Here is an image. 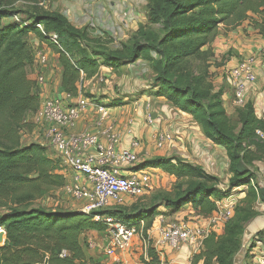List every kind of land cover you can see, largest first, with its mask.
Instances as JSON below:
<instances>
[{
    "label": "trees",
    "instance_id": "1",
    "mask_svg": "<svg viewBox=\"0 0 264 264\" xmlns=\"http://www.w3.org/2000/svg\"><path fill=\"white\" fill-rule=\"evenodd\" d=\"M28 2L25 12L16 11L10 5L3 7L0 2V230L5 233V242L0 246V264H101L86 256L79 239L87 231L102 233L106 229L102 221L95 222L92 216L78 211L32 207L53 190L66 186L59 161L49 156L46 147L19 142L18 132L27 114L36 113L40 105L41 88L26 74L33 63L28 48L32 36L57 56L61 68L58 93L72 96H76L78 85L95 78L100 68L119 73L126 64L136 62L145 50L142 57L155 73L152 96L163 98L201 123L204 136L226 151L231 175L226 190H220L218 179L200 166L180 159L155 157L136 169H161L179 181L185 180L187 186L179 184L177 189L181 191L174 198L155 201L147 209L133 206L129 212H118L110 208L99 212L100 216L136 227L145 220L146 233L161 207L170 214L189 207L199 216L208 217L215 211L216 201L255 179L248 170L254 162V157L248 158V151L251 147H264V140L255 134L256 130L264 129V123L252 118L250 102L241 107L240 129L232 134L219 119L223 114L221 100L214 97L217 99L214 104H201L208 91L202 85L203 79L181 82L175 75H180L182 61L212 54L208 47L219 25L234 27L250 19L253 27L264 35V0H147V17L161 25L163 36L153 39L146 47L134 42L129 54L96 50L93 46H99V42L90 37L87 28H77L60 12L39 6L40 0ZM16 16L19 22L13 20ZM38 25L42 26L43 33L37 29ZM51 34L56 36V44L51 42ZM116 103L121 104L113 100L109 105ZM248 194L250 199L256 197L251 189ZM258 196L264 201L262 190ZM248 214L243 219L245 222L237 219L239 226H226L220 235L209 234L190 264H232L240 248L238 238L243 234L244 224L254 217V213L248 211ZM263 234L264 231L259 232L257 237ZM147 243L143 263L160 264L152 244Z\"/></svg>",
    "mask_w": 264,
    "mask_h": 264
},
{
    "label": "rangeland",
    "instance_id": "2",
    "mask_svg": "<svg viewBox=\"0 0 264 264\" xmlns=\"http://www.w3.org/2000/svg\"><path fill=\"white\" fill-rule=\"evenodd\" d=\"M40 1L42 3H45L43 5L44 8H50L51 10H55L63 14L73 26L77 28H87L90 37L98 40L99 42V46L94 45L93 48H99L104 53L109 52L113 54L114 52H117L119 54H129L128 50H130L134 42H137L141 46L146 47L153 41V39H160L163 36L161 25L151 22L147 17L145 11L147 0ZM0 2L2 3L1 5L3 7H5L6 5H10L14 8V10L21 12L27 11L30 5L28 0H8ZM251 17L253 18V20L256 19V17L253 15H251ZM22 18L23 17H21V19ZM243 24H247L246 27H249V32L246 33V30H244L242 27V33L244 34L246 39L251 40L248 42H244L251 46L259 45V41L257 40L261 41L264 39V37H256L257 39L253 38V36L255 37L256 35H259V33L256 34L257 30L255 27H253L250 19L241 23L239 26H243ZM239 26L233 27L219 25V27L217 28L216 37L208 47L212 54L203 59L189 58L185 61H182V71L180 75H175V77L178 78V80H181V82H184L185 79H187L186 81L193 80L192 83H194L195 79L198 77H201L203 79L202 85L208 88V91L206 92V95L203 96L201 104L207 106L214 104L217 99L221 100L223 114L221 115L222 117H219V119L223 121L224 127L228 129L232 134L233 132H238V130L240 129L239 118L242 109L241 107H236L234 105V102H232L233 94L232 89L229 86L228 74L235 65H237L242 60H245L251 54L247 52L249 50L248 47L247 49L244 47L245 49L241 51V49L238 50L239 48L237 45L236 47L238 49H230L229 52H224L221 54L215 51L216 47L214 45L218 35L227 36L230 32L237 31V28ZM238 31H240V28H238ZM32 38L34 41L29 40V50L32 54L34 50L42 51L46 56V62L44 65L38 67L35 65L33 59V63L27 68L26 74L27 78L31 81H36L40 77L43 78V85L41 87V90H39L40 94L38 99V102L42 104L44 99L52 97L50 94L49 96H45L44 92L42 91L46 85L49 86V89L52 90V93L54 95L58 93V91H56L58 89H55V86H57L55 84L56 82H58V80H60L61 68L57 64V56L54 54V52L51 51V49L47 45L39 42L35 36H32ZM237 42H239L238 39ZM240 42L243 43L241 39ZM255 48L256 47H254V49ZM144 53L145 50L141 52V56L139 55L140 58L137 59L136 62L126 64L123 67V71H121L120 73H113V71H109L105 67H102L103 70L99 72L98 77L88 81H83L81 83V94L84 97L91 99L97 103H103L105 102L104 100H108V102H110L112 100H115L116 98H119L116 100H119L118 102H123V105L121 106L128 105V102L124 101L126 97H129L128 100H130V102H135L136 100H134V98L132 97L144 96V94L145 96H151L154 92L151 89V86L155 84V73L152 71L151 65L143 59L142 56L144 55ZM240 53H242V55H240ZM151 55L154 57L153 53ZM218 78H220V81H217ZM144 87L147 88V90L144 91ZM49 89H47V92ZM131 89H133L135 93H133L132 95H128L129 93L133 92V90ZM221 90L229 93L230 98H232V100L228 104L225 103V106L223 105L224 101H222L221 96H219ZM214 97L217 99L214 100ZM167 113H169L170 116H178L177 111L173 109H167ZM165 118L167 119L166 116ZM199 125L202 129V124L199 123ZM174 131L175 130L172 131L167 129L165 132H163L171 134V136L173 137V141L170 144H165L161 148H157L156 146H154L153 136L156 134H137L139 143H141L140 148H143V152L138 154V157L141 158V156L145 154L144 152L146 150L152 153L151 155H149L150 157L147 156L143 161H139L136 164V168L143 164L144 161L152 160L155 157L180 159L192 165L200 166L206 173L218 179L217 184L220 190H226L227 186L229 185L228 181L231 175L228 170V159L226 157L225 149L222 146L213 144L204 136L208 141L205 142V139L202 140L199 137V135L201 136V134H198V136L190 134L189 136V134L172 133ZM45 134L46 126L36 121L35 113L27 114L23 128L18 132L19 142L21 145H29L34 143L44 146L46 147L49 156L54 160H58L56 158L57 154L47 142ZM190 139H192L193 141L191 142ZM168 145H170V147H168ZM167 148L169 149L167 150V152H165ZM170 150H173V152L170 153ZM192 150L196 152L198 151L197 158L191 154ZM248 152V158L252 159L254 157V162L248 170L252 174H254L255 183L257 185H259V183L262 184L264 183V147L258 149L251 147V150ZM180 156L185 157L181 158ZM60 168L61 170L65 169L63 167ZM144 169L150 171V167H145ZM150 174V183L143 197H140L138 199H130L129 197L124 196L122 198L123 205H114L111 207V209L118 212H129L131 207L133 206H137L141 209H147L155 201L161 200L163 198H174L175 193L181 191L177 189V186L179 184L183 185L184 188L187 186V182L185 180L179 181L174 176L165 173L161 169L157 170L155 168V170L150 171ZM71 181L72 179H69L66 184ZM231 193L232 195L236 196L235 198H237L238 203H236L234 206L231 218L221 227V230L219 231L220 233L218 232L219 234L216 235L222 234L226 226H239V222H237V219L243 220L244 217L250 215L248 214V211H250L252 214L254 213V216L256 215V213H258L255 205L256 198L250 199L249 194L246 196V194L244 193V196L236 189L232 190ZM263 202L262 204H264ZM258 204L260 205L261 203L259 202ZM38 205H41L47 209H54L56 207L62 209L66 205L68 206V209L62 210L68 211L78 210L82 207L81 202L71 199L63 189L53 190L48 195V197H46V199L35 202L32 207H37ZM189 211L192 210L189 207H185L183 210L176 214L168 213V215L167 213H165L166 210L163 207L159 208L158 212L160 214L154 217V219L152 220L149 227V233H145V231L143 230L144 226L146 225V221L143 220L144 225L142 228V233L145 244L144 249L146 250L147 248V242H150L152 244L154 240L155 234H153L150 229H152V226L154 224H156L154 227L158 226L156 220L159 217L164 220V223H166V221L167 223L174 221H187L195 225H200L201 219L197 223L196 221H198V219H196V216L194 214H190ZM169 216L172 219H168ZM203 221L204 218H202L201 223H203ZM79 242L87 257L94 258L95 260L101 262V264L105 263V256L103 254L105 245V232L98 233L87 231L80 237ZM238 242L240 248L234 255L232 264H244L248 259L252 258V256L250 255V251L251 246L255 245L253 238H249V236H247V233L245 234V230H243V234H240ZM140 244H143V242L138 243L136 246L139 247ZM134 245L135 243L133 244V246ZM200 250L201 248L197 250V252L191 254L189 260H183L181 261V263L186 262V264H190L193 255L197 254ZM134 251L136 252V250L132 251L133 256L131 258L132 261H134L133 264L143 263V259L146 260V255L144 254L143 256H139V252H136V258L133 259L135 253ZM128 253H130V251Z\"/></svg>",
    "mask_w": 264,
    "mask_h": 264
},
{
    "label": "built area",
    "instance_id": "3",
    "mask_svg": "<svg viewBox=\"0 0 264 264\" xmlns=\"http://www.w3.org/2000/svg\"><path fill=\"white\" fill-rule=\"evenodd\" d=\"M44 4L40 1L38 5L43 6ZM13 20L19 22V17L16 16ZM37 29L43 33L42 26L38 25ZM49 38L56 44L55 35L51 34ZM32 57L38 67L46 62V56L40 50H34ZM106 69L112 71L111 68ZM256 69L264 72V43L256 52L235 65L228 74L229 86L232 89L233 102L236 107H242L246 103L248 87L256 81ZM34 82L41 88L43 78L40 77ZM80 85L81 83L78 85L76 96L57 93L51 98L44 99L35 113V119L46 126L45 138L57 154L59 164L74 174L72 183L66 185L63 190L71 199L82 203L78 212L85 216H92L95 222L102 221L105 224L103 254L112 259L115 264H119L118 254L130 251L135 242L144 243L143 221H140L138 227L127 226L110 217L100 216L98 213L114 205H123L124 196L130 199L143 197L149 186L151 174L147 170L135 169L137 156L134 150L139 147L140 143L133 134H127L128 149H117L121 136L111 129L106 134L88 131L67 134V131L74 128L80 116L89 108L96 113L95 125L97 127L110 118L105 105L94 102L81 94ZM143 109L146 111L147 122L151 123V104L145 103ZM133 111L138 113L139 107L136 106ZM131 124L132 120H129L127 126ZM127 130L130 133L129 129ZM255 134L259 139L264 140V129L256 130ZM102 137H104V142ZM172 139L169 133H157L153 136L154 146L161 148L165 144L172 143ZM81 177L86 183L80 182ZM250 187L257 193L260 190L264 192V183L257 185L253 182ZM236 190L243 195L246 194L248 187L242 186ZM235 197L231 193L226 198L216 201L215 211L200 225L186 221L164 223V220L159 217L157 237L152 242V247L158 257L160 258L166 249L178 251L185 245L192 246L194 252H197L206 237L211 233L219 234L221 227L231 218L237 202ZM257 264H264V254L257 258Z\"/></svg>",
    "mask_w": 264,
    "mask_h": 264
},
{
    "label": "crops",
    "instance_id": "4",
    "mask_svg": "<svg viewBox=\"0 0 264 264\" xmlns=\"http://www.w3.org/2000/svg\"><path fill=\"white\" fill-rule=\"evenodd\" d=\"M246 26H247V24H243V26H239L238 28H240V31H238V28H237V31L230 32L229 35H227V36H222V35L219 36L218 35L217 40L215 41V45H214L216 47L215 51L222 54L224 52H229L230 49L236 50L239 48L238 50L241 49V51H242L245 48L247 49V47H248L249 48V50L247 51L248 53L253 54L254 52H256L260 48V46L264 43V39L261 41L257 40V41H259L258 42L259 45H257V46H254V45L251 46V45H248L247 43H245L244 41H247V42L251 41L250 39H246L244 34L242 33L243 29L246 30V33L249 32V27L247 28ZM242 27H243V29H242ZM78 28H80V27H78ZM257 33H259L258 30L256 31V34ZM256 37H264V35L259 33V35H256L255 37L253 36V38L257 39ZM237 39L239 40V42H237ZM240 39L243 43L240 42ZM32 40H33V38L30 39V41H32ZM236 45L238 46V48L236 47ZM245 45H248V46H245ZM254 47H256V48L254 49ZM240 55H242V53H240ZM101 70H103V69L100 68L99 72ZM121 71H123V67L120 69V72ZM113 73H115V72L113 71ZM59 81L60 80H58V82H56L55 85H57V86H55V89H58ZM217 81H220V78H218ZM47 89H49L48 85H46L44 87V89L42 90L44 92L45 96H47V95L49 96V94H50L53 97L54 94L52 93V90L49 89L47 92ZM131 90H133V89H131ZM145 90H147V88L144 87V91ZM56 91H58V90H56ZM133 93H135L134 90L132 93H129L128 95H132ZM115 97H118V96H115ZM132 98H134V100H136V101L130 102V100H128L129 97H126L124 99V101L128 102L127 106H121V105H123V102H121V101H120L121 104L116 103V104L111 105V106L109 105L111 101L108 102V100H104L105 101V102H103L104 104L100 103V104H103L105 106L109 105V107H107V106L106 107L108 108L109 115H110L109 120L104 121L100 127H97L95 125V122L97 120V116H96L95 111L91 108L87 109L86 112L80 116V118L76 122L74 128L70 131H67V134H76V133H81L84 131H88L90 133L106 134L107 131L109 129H111L112 131H114L117 134H120V136H121L120 144L117 146V149H128L129 148V142H128L127 134H133L134 137L137 138L138 137L137 134H149L150 135V134H157V132L162 134L167 129L172 130V131L175 130L174 132H172L175 134H189V136H190V134L197 135V136H198V134H201V136L199 135V137L202 140L205 139V137L203 135L204 133H203L202 129L200 128V125L194 119H192V117L190 115L178 111L176 108L171 106L168 102H166L163 98L154 97L152 95L151 96H145V94H144V96L132 97ZM221 98H222V101H224L223 102L224 106H225V103L228 104L232 100V98H230V94L224 90H221ZM116 99H119V98H116ZM117 101H119V100H117ZM246 101L250 102V104L252 106V112H253L252 118L260 120L261 122L264 123V72L261 71L260 69H256V81L248 87L247 95H246ZM145 103L151 104V110H150V115L152 118L151 123L147 122V120H146V116H145L146 111L143 109V106ZM136 106L139 107L138 113H134V111H133ZM167 109H169V110L173 109V110L177 111L178 116L177 117L176 116H170L169 113H167ZM131 111H132V113H131ZM165 116L167 117V119L165 118ZM129 120H132V124L130 126H127V122ZM127 129H129L130 133H128ZM102 140L104 142V137H102ZM190 141L192 142L193 140L190 139ZM204 141L208 142L206 139ZM140 146H141V143L139 144V147L134 150V153L137 156V163L139 161H143L144 159H146L147 156L151 155V153H152V152L146 150L144 152L145 154L142 155L141 158L138 157V154L143 152V148L142 147L140 148ZM168 147H170V145H168ZM168 149L169 148H167L165 152H167ZM172 152H173V150H170V153H172ZM191 154L197 158L198 151L196 152V151L192 150ZM180 157L184 158L185 156H180ZM226 157H227V155H226ZM60 167H62V166L60 165ZM63 168H65V169L61 170L60 172L65 177L66 182L69 179H73L74 174L70 170H68L66 167H63ZM140 170H145V169L143 168ZM152 170H155V168H150V171H152ZM213 174H214V172H213ZM257 177H258V175H257ZM80 182L86 183L85 179L82 177L80 178ZM253 182L255 183V180L251 181L249 185H245L246 187H248V190L249 189L253 190V188L250 187L251 183H253ZM71 183H72V181L67 183L66 185H69ZM259 185H260V183H259ZM237 188H239V187H237ZM234 189H236V188H234ZM254 193L256 196L255 197L256 198L255 205H256L258 213H256V215L245 224L244 230H245V234L247 233V236H249V238H253L255 245L251 246L250 255L252 256V258L248 259L247 262H245L244 264H257V258L260 255L264 254V234L257 237V234L259 232L264 231V204H262L261 200H259L258 193L255 191H254ZM259 202L261 203L260 205L258 204ZM236 203H238V201ZM62 209H68V206L65 205L64 208H62ZM72 211H77V210H72ZM165 213L168 214L167 210ZM189 213L190 214L192 213L196 216V219H198V221H196L197 223L201 219L200 224H203L205 222V219L207 218V217L199 216L194 210L189 211ZM211 215H209V216H211ZM172 216H174V215H172ZM202 218H204L203 223H201ZM168 219H172V218L169 216ZM176 222H179V221L168 222V223H176ZM156 223H157V220H156ZM166 223H167V221H166ZM155 225L156 224H154L152 226V229H150V231H152L153 234H155L154 239L157 237L156 236V230L158 228V227H154ZM147 232L149 233V230ZM137 244L138 243L135 242V245L133 246L134 248H132L130 250L131 254L128 253L129 251L126 253L118 254L119 255L118 259L120 261L119 264H133L134 261H132V259H131L133 256V253H132L133 250H136V252H139V256L140 255L143 256L145 254V249H144L145 244L144 243L140 244L139 247H142V248H139L138 246H136ZM135 253H134L133 259L136 258L137 253L136 254ZM193 253H195V252H194L192 246H190V245H185V246L181 247V249L178 251H172L170 249H166V250H164L163 255L159 258L160 264H186V262L181 263V261L189 260V257H191V254H193ZM104 260H105L104 264H115V262L110 258L105 257ZM141 264H144V263H141Z\"/></svg>",
    "mask_w": 264,
    "mask_h": 264
},
{
    "label": "water",
    "instance_id": "5",
    "mask_svg": "<svg viewBox=\"0 0 264 264\" xmlns=\"http://www.w3.org/2000/svg\"><path fill=\"white\" fill-rule=\"evenodd\" d=\"M5 242V233L0 230V246H2Z\"/></svg>",
    "mask_w": 264,
    "mask_h": 264
},
{
    "label": "bare ground",
    "instance_id": "6",
    "mask_svg": "<svg viewBox=\"0 0 264 264\" xmlns=\"http://www.w3.org/2000/svg\"><path fill=\"white\" fill-rule=\"evenodd\" d=\"M260 200V199H259ZM261 202H263V201H261Z\"/></svg>",
    "mask_w": 264,
    "mask_h": 264
}]
</instances>
